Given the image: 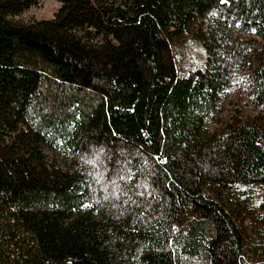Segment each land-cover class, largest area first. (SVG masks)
<instances>
[{
	"label": "trees",
	"instance_id": "16d2710c",
	"mask_svg": "<svg viewBox=\"0 0 264 264\" xmlns=\"http://www.w3.org/2000/svg\"><path fill=\"white\" fill-rule=\"evenodd\" d=\"M39 1L0 0V264H264V0Z\"/></svg>",
	"mask_w": 264,
	"mask_h": 264
},
{
	"label": "rangeland",
	"instance_id": "374dc122",
	"mask_svg": "<svg viewBox=\"0 0 264 264\" xmlns=\"http://www.w3.org/2000/svg\"><path fill=\"white\" fill-rule=\"evenodd\" d=\"M60 8V3L55 0H40L38 6L31 8L24 14L10 18L15 23H30L33 21L50 20L54 18L55 13ZM211 18V17H210ZM254 37L253 35L245 36L244 38ZM194 44V43H192ZM193 58L205 59L204 51L201 47L198 50L196 44L193 45ZM230 89V90H229ZM243 85H233L228 88L223 95L222 104L219 113L216 115V124L219 122L230 121L231 117L236 113V108L240 106L243 113L254 116L259 111L254 109L250 104L248 92L243 91ZM215 126V125H213ZM51 155V154H49ZM57 159L62 164L60 155H56ZM246 248L248 252L253 254L264 252V223L252 221L246 222ZM264 255L261 254L259 257Z\"/></svg>",
	"mask_w": 264,
	"mask_h": 264
},
{
	"label": "snow or ice",
	"instance_id": "6c2138e0",
	"mask_svg": "<svg viewBox=\"0 0 264 264\" xmlns=\"http://www.w3.org/2000/svg\"><path fill=\"white\" fill-rule=\"evenodd\" d=\"M220 2H221V3H228V0H220ZM212 15L215 16L216 13L213 12ZM229 90H230V89H229ZM156 159H157L158 161H160V157H157ZM160 162H162V163H166V161H160ZM122 171H123V170L120 169V170L117 171L116 174H117V175H121V172H122ZM113 183H115V181H113ZM237 187H239V186H237ZM125 195H127V193H125ZM138 195H143V193H138Z\"/></svg>",
	"mask_w": 264,
	"mask_h": 264
}]
</instances>
